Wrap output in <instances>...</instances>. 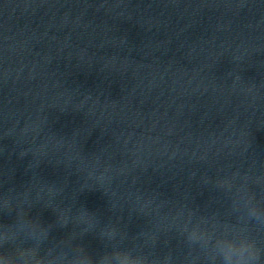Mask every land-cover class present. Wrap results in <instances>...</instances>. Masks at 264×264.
Masks as SVG:
<instances>
[{
	"label": "clouds",
	"instance_id": "obj_1",
	"mask_svg": "<svg viewBox=\"0 0 264 264\" xmlns=\"http://www.w3.org/2000/svg\"><path fill=\"white\" fill-rule=\"evenodd\" d=\"M236 79L239 80L241 77L237 75ZM88 177L90 180L92 173H89ZM194 177L195 173H192L190 178ZM237 178L250 180L251 170L243 173L237 170L230 175L218 177L215 181L205 178L204 185L211 184L215 190L229 196L239 195L248 221L264 230V207L257 202L255 194L233 192L234 181ZM102 182L103 177H98L97 184L100 185L98 186L100 189H103ZM255 182L264 188V174L256 175ZM86 183L87 180L84 179L80 190L96 188L85 187ZM30 185L23 191L9 189L0 192V215L15 213L14 223H0V264H175L172 252L168 251L161 255L155 250L159 240L157 233L138 234L149 236L145 241L148 251L144 250L145 247L128 248L122 246L126 234L122 235L114 224L105 225L98 233L97 238L104 244V249L98 255L90 253L83 244L71 247L70 240H74L77 235L75 228L85 224L80 229V237L94 232L99 224L98 216L84 207L76 208L75 202L66 206L55 203V197L62 195L63 187L42 182L41 188L33 196V186ZM45 189L48 199L42 195ZM103 191L107 194L104 189ZM141 198L142 196H137L138 200ZM156 198L157 195H153L148 203ZM37 204L54 211L56 215L54 224L46 225L38 217L30 215V210ZM163 204L164 202L157 205V208ZM110 210L114 211L115 205L110 203ZM131 211L140 215L147 214L145 206L133 208ZM70 225L73 226V230L69 232L68 240H57L52 236L54 228L69 229ZM177 235L189 250L187 264H195L198 259L191 255L195 249H199L203 254L204 264H264V245L246 229H241L235 235L221 234L213 240V236L200 223L189 219L177 229Z\"/></svg>",
	"mask_w": 264,
	"mask_h": 264
}]
</instances>
